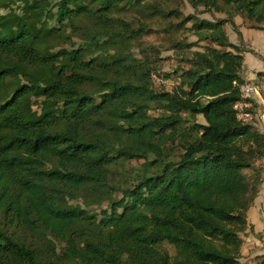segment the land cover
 I'll use <instances>...</instances> for the list:
<instances>
[{"label":"trees","instance_id":"trees-1","mask_svg":"<svg viewBox=\"0 0 264 264\" xmlns=\"http://www.w3.org/2000/svg\"><path fill=\"white\" fill-rule=\"evenodd\" d=\"M40 2L0 15V264H240L264 134L237 119L245 51L224 26L241 42L232 18L264 24V0H187L227 17L189 15L165 28L191 23L184 29L208 43H172L191 57L163 75L177 80L170 90L162 81L154 89L149 60L131 51L142 29L112 15L120 4L176 20L178 10L160 0H58L51 16ZM86 20L81 47L40 50Z\"/></svg>","mask_w":264,"mask_h":264},{"label":"rangeland","instance_id":"rangeland-1","mask_svg":"<svg viewBox=\"0 0 264 264\" xmlns=\"http://www.w3.org/2000/svg\"><path fill=\"white\" fill-rule=\"evenodd\" d=\"M160 2L162 3V7L166 6L165 8L168 10H178L181 14V18L178 20L174 18H162L161 16H154L150 13V11L137 12L135 9H129L127 6L122 7V4H120V9L115 10L112 17L113 19H115V22L122 19L125 20L126 23L129 24V27L133 30L142 29L141 36L130 42L131 51L137 59H143L145 57L149 60L150 67L154 69L152 79L153 88L159 89V85L163 82L166 90H170L173 85H176L177 80L175 78H173L172 80H166L165 78H163V75L165 73L172 74L173 71H178V73L180 74L184 69L188 67L184 60L191 57L190 51L199 50L201 45L208 43L197 42V36L184 29L189 28L191 26V23H187L183 28H178L177 26V28H171L168 31H165V28H168L169 24L180 25V21L184 17H187L189 15H195L199 19H206L209 21L225 19L227 15L217 12H215L214 14H208L203 12L202 8H199L198 11H194V9L191 8V6L188 4L187 0H160ZM57 3L58 0H41L40 2V4L45 7V11H49L51 16L55 14L57 10ZM23 5L24 0H15L12 3H9L8 8L4 9L0 7V15H24V12L22 11ZM45 16H47V14H45ZM232 20L238 31L240 28L244 30L245 38L247 39L248 43L253 45V48L256 51L264 53V33L257 32H264V24H257L254 21H250L245 17L244 14H236L232 18ZM75 24V29H78V32L73 31L71 29L72 27H70L65 31V34L61 35L60 39L54 40V38L51 36L47 40H43V42L41 43L42 48H40V50H42L43 53L52 54L60 50L71 51L77 49L78 46L81 47V45H83L85 41L83 40V37H85L84 30H88L91 27V24L89 23V20H86L80 24ZM48 25L51 28L57 27L56 22L50 19L48 20ZM78 27H80V29ZM224 30L228 38H230L233 43L240 45V47L244 49L245 52H243V54L247 53L249 49L245 47L244 42H240L239 38H237L234 30L229 25V23L224 26ZM247 30L255 31L248 32ZM174 41L191 43L194 46L190 51H182L180 53H176L171 48V45ZM82 47H87V45ZM91 48L92 47L86 49L84 48V57L86 58V61L96 56L95 52H93ZM251 66L255 67L256 70H264V65L257 58L249 54L246 57V65L242 66L243 68H241L240 75L247 73L250 70L249 67ZM255 77L257 79H260L259 81H262V77H257V75H255ZM243 81L249 82V80ZM32 101L35 100L33 99ZM254 108V119L249 124H251L255 129L259 130L258 122L261 121L259 120V117L264 114V111L263 108L258 106L255 102ZM32 109L33 111L39 110L37 104L35 103L32 105ZM151 113L155 114L153 111ZM197 120L200 123L203 122L200 116L197 118ZM140 163H142V161H130L126 163V165L128 167H137L140 165ZM118 196L120 198V195ZM82 199L83 195H79L77 199L69 201V205H80L82 203ZM96 210L97 208L94 207L91 209V211ZM166 249L171 255L174 254L172 248L166 246Z\"/></svg>","mask_w":264,"mask_h":264},{"label":"crops","instance_id":"crops-1","mask_svg":"<svg viewBox=\"0 0 264 264\" xmlns=\"http://www.w3.org/2000/svg\"><path fill=\"white\" fill-rule=\"evenodd\" d=\"M247 31L252 32L255 30ZM239 32L242 41L245 43V47L252 51V53L248 52L243 54V66L246 65V57L249 54L257 58L264 65V53L256 51L253 48V45L248 43L245 38V32L242 28L239 29ZM257 32L264 33L263 31ZM230 42L236 44L231 40ZM249 69L250 70L247 73L241 74V78L259 84V93L255 96L254 102L262 107L264 111V77L261 78L262 81H259L260 79L255 77L258 72H264V70H256L253 66L249 67ZM259 120H261L258 122L259 131L264 134V114L259 117ZM256 166L257 168H261V182L258 187V193L246 213L247 228L245 232L241 234L243 243L241 246L240 264H264V160L258 162Z\"/></svg>","mask_w":264,"mask_h":264},{"label":"built area","instance_id":"built-area-1","mask_svg":"<svg viewBox=\"0 0 264 264\" xmlns=\"http://www.w3.org/2000/svg\"><path fill=\"white\" fill-rule=\"evenodd\" d=\"M259 93V85L253 82H244L240 88V99L234 105L237 119L242 123H250L254 119V98Z\"/></svg>","mask_w":264,"mask_h":264}]
</instances>
